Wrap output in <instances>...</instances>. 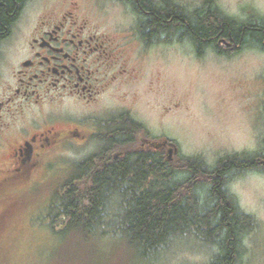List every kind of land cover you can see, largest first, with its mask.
I'll return each mask as SVG.
<instances>
[{"label": "flooded vegetation", "instance_id": "obj_1", "mask_svg": "<svg viewBox=\"0 0 264 264\" xmlns=\"http://www.w3.org/2000/svg\"><path fill=\"white\" fill-rule=\"evenodd\" d=\"M145 1L52 0L38 5L39 0H0V227L18 207L10 191L17 185L27 188L33 174L49 168L53 156L86 155L77 162L79 182L82 173L96 176L107 165L103 162L117 159L141 156L155 170L159 159L176 167L180 153L175 138L158 119L140 111V82L148 62L160 60L161 50L178 55L177 48L186 51L188 46L185 53L196 61L206 55L230 60L248 49L264 51V39L240 46L232 36L177 34L183 23L187 27L208 11L237 24H264L253 3L239 1L233 9L220 0ZM177 10L187 19L178 17ZM113 28L119 29L113 33ZM147 81L148 90L159 95L161 70L149 73ZM155 178L151 175L147 184Z\"/></svg>", "mask_w": 264, "mask_h": 264}, {"label": "rangeland", "instance_id": "obj_2", "mask_svg": "<svg viewBox=\"0 0 264 264\" xmlns=\"http://www.w3.org/2000/svg\"><path fill=\"white\" fill-rule=\"evenodd\" d=\"M46 1L52 0H39L38 5ZM220 1L233 9L239 1L253 3L259 15H264V0ZM118 29L110 30L114 33ZM165 51L161 50L160 60L147 64V76L140 82V111L158 119L163 130L169 129L179 157L200 156L215 165L226 155L264 154V51L248 49L230 60L206 55L201 61L178 48V55ZM157 68L163 80L159 95L148 90L147 81ZM85 156L74 152L53 156L49 168L33 174L27 188L17 185L10 191L12 201L19 203L7 220H1L0 264L212 262L217 248L191 233L173 237L153 256H141L118 232L89 239L56 232L63 230L52 228L46 212L55 193ZM228 181L240 209L255 220V226L242 238L244 251L238 264H264V171L234 173ZM110 229L105 231H120Z\"/></svg>", "mask_w": 264, "mask_h": 264}, {"label": "trees", "instance_id": "obj_3", "mask_svg": "<svg viewBox=\"0 0 264 264\" xmlns=\"http://www.w3.org/2000/svg\"><path fill=\"white\" fill-rule=\"evenodd\" d=\"M159 12L169 14L167 9ZM176 14L187 19L178 10ZM188 22L189 26L183 23L177 28V34L232 36L240 46L264 39V24H237L215 12L198 14ZM260 155L235 153L215 165L200 156H178L176 167L159 159L158 170L141 156L117 159L103 162L107 165L96 176L82 173L81 182L73 170L53 196L46 218L53 229L63 230L56 232L85 239L118 232L141 256H153L173 237L191 233L217 248L210 264H238L244 251L242 238L255 220L240 209L228 180L234 173L264 171V154ZM154 174L157 178L147 184ZM92 179L97 182L91 183ZM109 227L120 231H105Z\"/></svg>", "mask_w": 264, "mask_h": 264}, {"label": "water", "instance_id": "obj_4", "mask_svg": "<svg viewBox=\"0 0 264 264\" xmlns=\"http://www.w3.org/2000/svg\"><path fill=\"white\" fill-rule=\"evenodd\" d=\"M178 149V148H177Z\"/></svg>", "mask_w": 264, "mask_h": 264}]
</instances>
